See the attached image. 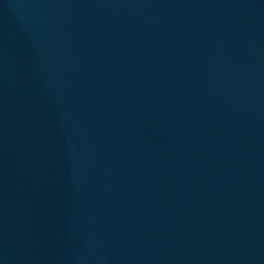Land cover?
Returning a JSON list of instances; mask_svg holds the SVG:
<instances>
[{
	"label": "water",
	"instance_id": "95a60500",
	"mask_svg": "<svg viewBox=\"0 0 264 264\" xmlns=\"http://www.w3.org/2000/svg\"><path fill=\"white\" fill-rule=\"evenodd\" d=\"M0 264H264V0H0Z\"/></svg>",
	"mask_w": 264,
	"mask_h": 264
}]
</instances>
